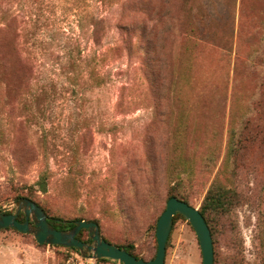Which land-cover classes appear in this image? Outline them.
Segmentation results:
<instances>
[{"label":"rangeland","instance_id":"1","mask_svg":"<svg viewBox=\"0 0 264 264\" xmlns=\"http://www.w3.org/2000/svg\"><path fill=\"white\" fill-rule=\"evenodd\" d=\"M245 111L256 143L224 179L241 202L211 223L216 264H236L235 247L243 264H263L264 0H0L3 212L46 176L47 194L30 198L50 215L96 219L151 260L173 165L192 162L184 189L200 209ZM202 262L178 218L164 264ZM0 264L121 263L0 231Z\"/></svg>","mask_w":264,"mask_h":264},{"label":"water","instance_id":"2","mask_svg":"<svg viewBox=\"0 0 264 264\" xmlns=\"http://www.w3.org/2000/svg\"><path fill=\"white\" fill-rule=\"evenodd\" d=\"M21 213L26 217L24 222L17 219ZM176 214L184 216L196 232L202 253V264H214L213 238L200 209L175 197L168 200L166 209L157 222V254L150 261L137 259L126 250L107 242L95 222L75 221L71 230H58L49 222L45 211L27 198L18 200L14 213L4 214L0 211V230L14 229L23 234H32L40 245L76 248L84 258L111 259L121 264H164L167 242ZM83 229L89 231L91 242L84 243L77 238Z\"/></svg>","mask_w":264,"mask_h":264},{"label":"trees","instance_id":"3","mask_svg":"<svg viewBox=\"0 0 264 264\" xmlns=\"http://www.w3.org/2000/svg\"><path fill=\"white\" fill-rule=\"evenodd\" d=\"M103 20H98L94 21V31L92 32V36L95 40V42H98V26H101ZM96 26V27H95ZM248 110V109H247ZM233 117V114H232ZM253 115L249 111L242 112L241 114V119H240V126L236 128L234 119L232 118V121H230L229 129H228V137H227V142H226V149H225V155L222 160L221 166L213 179L212 183L210 184L201 208L200 212L204 216L209 229L211 231L212 238L214 237V228L211 225L212 222H215V220H220L224 217L230 216L235 209L239 206L241 202V194L239 191L232 187L228 186L224 183V179H227L228 174H233L236 175V172L241 168V160H242V155L244 149H247V143L255 144L256 143V133L254 135H251L250 137L247 134L248 130L251 127L256 128V122L253 121ZM209 162H213L214 157L210 156ZM220 159V158H218ZM241 159V160H240ZM194 166L192 162L189 161H180L177 162V164L173 165L172 171L169 172V182H170V187L168 190V200L175 197L178 198L179 200H182L184 202L189 203V194L185 191L184 185L186 182H191L193 177V171ZM183 174H186L188 179H185ZM30 190V197L33 196L35 193L40 192L42 194H47L48 192V178L46 176H42L40 180L34 185L29 188ZM30 197H20L21 198H27L35 203H37L46 213L49 222L58 230L62 231H67L71 230L74 227V222L75 221H82L85 220L83 218H78L75 220L71 219H65L63 217L59 216H53L50 215L48 210L41 206L38 202L33 200ZM194 206V205H192ZM195 207V206H194ZM1 211V210H0ZM165 211V210H164ZM3 212V211H1ZM4 214H11V212H3ZM178 218H183L185 219L184 216L181 214H176L174 216V222ZM18 221L24 222L26 220V217L23 213H21L18 216ZM186 220V219H185ZM87 222H95L99 226V221L94 219V220H85ZM30 222H32V219H30ZM158 222V221H157ZM157 227V224H156ZM155 227V230H156ZM2 231H14L18 234L25 235L23 233H20L14 229H4L0 230ZM102 235V234H101ZM86 236V238H85ZM102 237L112 245H115L121 249L126 250L128 253L131 255L135 256L137 259H143L145 261H150L144 259L136 250L135 245L129 243V244H124V245H119V244H114L108 239H106L103 235ZM77 238L84 243H89L91 242V239L89 237V231L88 230H81L80 233L77 235ZM56 248H66L71 251H75L76 253L80 254L79 250L76 248H70V247H63V246H53ZM214 247V245H213ZM263 248H264V243H263ZM236 254H235V263L236 264H243L242 262V255L243 252L235 247ZM157 254V253H156ZM215 252H214V264L217 263V259L215 258ZM156 257V255H155ZM154 257V258H155ZM153 258V259H154ZM151 259V260H153ZM241 259V260H240ZM111 260V259H110ZM109 259H101V261H110ZM114 261V260H113ZM263 264H264V257H263Z\"/></svg>","mask_w":264,"mask_h":264}]
</instances>
